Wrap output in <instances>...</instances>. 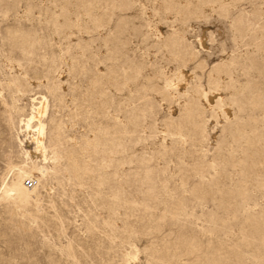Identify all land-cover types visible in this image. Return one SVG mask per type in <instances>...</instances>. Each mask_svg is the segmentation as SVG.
Returning a JSON list of instances; mask_svg holds the SVG:
<instances>
[{"label":"rangeland","instance_id":"obj_1","mask_svg":"<svg viewBox=\"0 0 264 264\" xmlns=\"http://www.w3.org/2000/svg\"><path fill=\"white\" fill-rule=\"evenodd\" d=\"M0 264H264V0H0Z\"/></svg>","mask_w":264,"mask_h":264},{"label":"bare ground","instance_id":"obj_2","mask_svg":"<svg viewBox=\"0 0 264 264\" xmlns=\"http://www.w3.org/2000/svg\"><path fill=\"white\" fill-rule=\"evenodd\" d=\"M44 99V98H42ZM39 107L36 109V112L31 114V117L28 118L27 121V127L31 125V122L34 119H37V126L35 128V135L32 137L34 142L36 143L37 150L44 149V124L42 121V117L46 112V102L45 100H41ZM36 121V120H35ZM32 153V152H31ZM30 152L26 151V155H29ZM30 156V155H29ZM32 169V168H31ZM43 170V169H42ZM33 171V169H32ZM27 179L34 180V186L33 183L31 185L25 184ZM39 179L37 177H34V174L31 172H27L24 167L21 168V170L18 172L17 179H13L12 185L14 186L17 196L20 198L22 196H33L35 195L36 186L38 184ZM33 186V188H31Z\"/></svg>","mask_w":264,"mask_h":264},{"label":"built area","instance_id":"obj_3","mask_svg":"<svg viewBox=\"0 0 264 264\" xmlns=\"http://www.w3.org/2000/svg\"><path fill=\"white\" fill-rule=\"evenodd\" d=\"M32 183H33V181L31 179L26 180V184L31 185Z\"/></svg>","mask_w":264,"mask_h":264}]
</instances>
